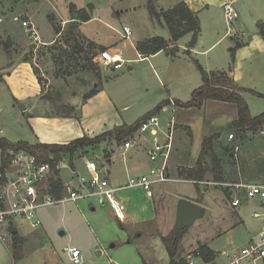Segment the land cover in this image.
Instances as JSON below:
<instances>
[{
  "label": "rangeland",
  "instance_id": "obj_1",
  "mask_svg": "<svg viewBox=\"0 0 264 264\" xmlns=\"http://www.w3.org/2000/svg\"><path fill=\"white\" fill-rule=\"evenodd\" d=\"M214 1L216 0H204V4H212ZM232 2L234 1L228 0V4H231L241 14V19L246 28L245 35L254 34L256 32L254 15L264 14V0H238L237 2ZM71 3L75 4L77 8H84L80 12V20L83 17H89L92 12H94L96 20L90 24L77 27L74 26L77 25L75 22L64 26L59 15L64 17L65 14H68L67 7ZM147 3L148 0H55L54 5L53 0H0V18L4 19L6 23H13V19L19 17L22 22L27 21L34 25L35 28L37 27L44 38L56 35L52 26L54 29L60 30V33H57L58 39L51 46L45 44L46 41L42 36V44L38 45L30 38L28 30L17 22L16 24H11L13 34H9L10 31L2 30L0 27V43H9L12 65L22 60L31 62L34 70H37V76L42 80V85L45 87V96L53 99V101L57 99V101H62L61 103H66V101L71 100L73 90L84 88V92H91L96 85L101 86V76L104 79L110 77L107 81L104 80V87L108 95L116 102L117 106L119 104H123L122 106L125 107L129 106L124 116L128 122H133L145 112L142 108L148 103L150 97L157 98L156 100L166 98L164 89L159 86L155 77L151 76L152 84L146 79V75L148 76L146 73L147 69L143 73L145 65L128 63L129 59H125L122 55L128 65L125 64L126 66L124 65V69L121 71L115 72L97 63L95 59L102 51H93L85 37L100 44L112 41L120 42L123 50L130 55H134L130 42L123 41L119 33H124V27L126 26L131 29L132 33L134 27H139V29L145 31L151 28L153 22L150 20ZM210 9L209 14L204 16L203 22L204 38L202 44L204 48H208L213 44L216 38L214 30L216 26L221 29V35L225 34L228 29L221 11L213 7ZM158 11H160L159 8ZM50 19L54 21L51 22ZM154 23L156 22L154 21ZM233 26H236V23ZM14 28L22 34H18ZM82 49L87 50L81 52ZM86 55L89 56L88 59H91L90 63L85 59ZM127 57L130 58L129 55ZM130 66H134L135 70L129 71ZM4 70H1L3 72H0V74L4 73ZM149 83L151 88H147L149 90L147 92L146 85ZM47 84H50V86L47 87ZM179 84H182V82ZM180 94L184 96L185 93L183 91ZM244 98L253 116H260L264 113V98H256L251 94H246ZM50 111L53 113L54 109L52 108ZM119 113H122L121 109H119ZM170 114H172V109H168L167 113H162L160 116L162 122H166ZM107 117L109 116L104 115L102 119L97 118L100 120L99 123L101 125L107 123V126H109L108 123L110 121L113 122L115 117L105 119ZM107 126L103 128L106 129L108 128ZM49 131L48 127L42 128V126L32 125L31 120L28 121V115H24L15 102L8 87L0 84V138H5L10 143L13 141L14 143L12 144L16 143L17 145V142L33 140L34 133L39 135L42 132H46V134H49ZM244 133H246L245 130ZM254 133L255 135L258 134L257 132ZM257 136L251 145L244 149L245 155H253L254 157H241L243 161L241 167L238 166L240 170L236 167V162L232 161L234 158L230 156V153H238L235 150V146H226L224 144L220 147L218 146L217 151L226 169L224 181L216 182L213 176L209 174L205 179L208 184L199 185V190L202 193L198 203L206 209L194 226L187 231L178 246L174 264H176V259L179 258V255L183 257L189 252L201 251V246H205L213 252H227L241 248L246 244L249 234L255 232L258 223L253 219L252 213L257 211V208L252 207L251 203H244L240 211H234L230 206V198L227 197V189L218 183H231L238 180V174L241 170L244 178L264 180V145ZM242 138L244 139V137ZM121 144L122 142L118 143L114 137H108L101 144L79 148L73 161H71L70 157H67L66 164L71 166L73 162L75 167L83 170V166H80L84 160L79 157L88 155L95 157L97 163L103 162L104 158L113 157L114 159L115 157L116 165L120 156L116 150ZM81 152L83 154L79 155ZM130 154L127 156L130 157ZM137 159L136 157L134 160ZM68 176V171H64L63 177L67 179ZM136 177L134 176L133 178ZM172 187L173 189L177 188V195L180 194L178 196L182 194L187 199H192L199 195L195 185L191 183ZM85 203L91 205L89 202ZM79 205L78 208L70 203L65 206L48 209L43 214L42 212L40 213L41 219L43 218L42 222H45L48 236L45 240L44 232L40 231L37 232L39 237L37 241L32 242L27 239L28 243L26 244L25 239L23 254L44 245L43 249L36 250L30 254L29 258L24 261L25 264H69L67 254L63 252L64 246L69 245V243L77 245L83 253L92 258L93 264H103L108 257L113 264H146L144 257L147 258L146 261L150 260L149 264H167L168 261L169 264L172 263L171 257L170 259L168 258V252L158 238V236L162 235V232L160 229L153 232L157 228L152 226V224L148 225V228L153 230L152 235H147V232H145L143 237L139 238L137 235L130 239L128 224L126 225L127 230H123L111 213H105L99 221H96L97 219L90 221L88 220L89 218L82 216L80 212L85 209L81 208V203ZM164 210L166 212V224L169 228V233H171L175 227L176 208L169 206L168 209L165 207ZM95 224L100 226L97 227ZM64 226L67 232L62 229ZM94 228L97 230L98 228L101 229L100 232L105 236L101 245L96 243L91 233V229ZM62 231L66 232L64 237L60 235ZM30 233L26 229L23 234L21 233V236L26 237ZM101 233H99L100 236ZM94 246L106 250L103 257H97ZM86 247L90 249L86 250ZM11 251L13 253L14 248ZM0 264H20V262H15L11 253L6 249L0 248Z\"/></svg>",
  "mask_w": 264,
  "mask_h": 264
},
{
  "label": "crops",
  "instance_id": "obj_2",
  "mask_svg": "<svg viewBox=\"0 0 264 264\" xmlns=\"http://www.w3.org/2000/svg\"><path fill=\"white\" fill-rule=\"evenodd\" d=\"M233 1L237 2L238 0ZM53 2L55 5V0H53ZM156 2L160 11L170 10L179 5L180 3L185 2L190 8V10L194 14L198 15L202 31L199 36L198 43L194 48H190V42L192 40L193 35L188 34L187 36L180 39L178 42L172 43L168 49L161 51L156 55H151L149 57L143 56L137 49V45L139 42L156 37H163L168 41H170L172 38L168 27L165 24L160 26L157 23H154V20H152L150 14V20L153 22L150 29L145 31L139 29V27H134L132 36L128 40L123 38V32L119 33L123 41L130 42L134 55H130L125 50H123L120 46V42L112 41L106 42L105 44H100L96 41H93L92 39H89L85 36L84 37L88 40L91 49H93V51L95 52H100L104 49H110L114 52L120 53L125 59H129L128 63L145 65L143 67V73L147 69L146 73L148 74V76L146 75V79L151 83V76L155 77L159 83V86L164 89V95H166V98L162 100H156L157 98L149 96L150 100L144 106V108H142V110H145V112L142 113L138 118L133 120V122H128V120L125 119L124 113L129 108V106H122L123 104H119L117 106L116 102H114L110 95H108V92L104 87V80L107 81L110 77L104 79V77L101 76L102 84L101 86L96 85L94 87V90H97V93L91 98L85 99V96L88 95L90 92H84V88L81 90L75 89L72 91L71 100L66 101V103H61L62 101H57V99L56 101H53V99L45 96V87L44 85H42V83H40L39 77L36 75L33 65L31 64V62L22 60L21 62L15 65L9 66L6 70H4V73L0 74L3 78V81L0 84H4L6 87H8L10 93L15 99V102L22 110V113L24 115H28V121L31 120L32 125L34 124L38 127L42 126V128L48 127L50 129V133L46 134V132H42L39 135L34 133L33 140L21 142H27L32 145L69 144L86 136L90 138L97 137L103 133L113 131L116 127L122 125L132 126L138 121L145 118L146 116L154 114L156 111H158L157 109L160 106L162 108L167 106L171 99H173L177 103H188L192 100L194 91H196L203 85L202 74L195 61H197L208 72H230V75L240 87L248 90H253L258 94L263 95V97H259L251 94L256 98H264V39L260 35L257 27L258 22L264 21V14L258 16H256L257 14L254 15L256 32L254 34H249L250 36H248L245 35L246 28L239 12V17L233 23H229L227 21L224 6L228 4V0H216L214 1V3L207 5L204 4V0H156ZM70 5L74 6L75 10L73 14H71L70 12ZM70 5H68L67 7L68 14H65L64 17H61L59 15V17L63 21L62 24H64V26L68 23L75 22L77 23V25L74 26L77 27L90 24L91 22L96 20L94 12L89 14V21L84 22L80 20L79 15L80 12L84 10V8H77V6L73 3H71ZM211 7L218 9V11H221L222 17L224 16L225 24L227 25L228 29L226 30L225 34L221 35V29L217 28L218 26H216L214 28L216 38L214 39L213 44H211L208 48H204L202 44L204 38V16L209 14V12L211 11ZM53 13L56 14L55 12ZM114 17L116 18V16ZM12 22L15 24L17 23L14 21V19ZM13 23H6L4 19L0 18L1 29L10 31L9 34H13V27L11 26V24ZM235 23L236 26H233ZM18 24L21 23L18 22ZM52 28L56 35L50 38H44V36L39 33V30L37 28L38 33L40 34L41 41L42 36L46 41L45 44H48V46H51L52 43L58 39L57 32L55 31L53 26ZM14 30L17 31L16 28H14ZM17 32L18 34H22L19 31ZM237 43H240L241 47L236 51L235 61L232 62V55L230 50L232 48H235ZM85 50L87 49H82L81 52H84ZM127 55H129L131 59L128 58ZM88 58L89 56L86 55L85 59L88 60ZM134 70V66L129 67V71ZM180 82H182V84H179ZM50 83L52 84V82ZM150 83L146 85L147 92L149 91L147 88H151L152 83ZM49 86L50 84H47V87ZM183 91L185 94L184 96H181L180 93ZM76 100H79L78 105H74V102ZM52 108L54 109L53 113L50 111V109ZM119 109L122 110V113H119ZM104 115H107L110 118L115 117V120L113 122L110 121L108 123L109 126H107V123H105V125L102 124L104 125L103 127H108L106 129L102 127L101 123H99L100 120H98V118L102 119ZM109 117L105 119H109ZM238 118L239 112L236 104L216 100L206 101L201 108L178 107L174 115V121L176 123L175 146L173 157L170 163V173L172 181L158 185L155 188V195L153 198L148 197L144 190L141 188L118 190L117 199L120 204L124 207V221H120L117 218L114 210L109 206L96 207L94 205H89L85 202H82L81 208H84L85 210L82 209V212L80 213L84 218H89L88 220L90 221H94L96 219V221H99V219L102 218L105 213H111L114 216L113 218H115V220L118 222L119 226L123 230H127L126 225L128 224V235L129 237L131 236L130 239H132L133 236L137 235L139 236V238L143 237V233L145 232H147V235H152L153 230L148 228V225L152 224V226L157 228L153 232H156L159 229L162 232V235L160 237L158 236V238L168 252V249L164 244L162 238L168 237L172 233H175L176 222L173 231L169 233L170 231L166 224V212L164 208L167 207L168 209L169 206H174L176 208L175 215H177V207L180 201L185 200L199 204L198 200L202 192L198 191L197 188L196 189L199 195H197V197L195 198L187 199L184 198L182 194L181 196H178L180 194L177 195V188L173 189L172 186H178L179 184L184 183H191L195 185L194 181L186 180L182 176H180V172L184 169L195 168L201 156L204 140L207 137L220 135V138L215 142L216 151L218 146L220 147L222 144L226 146L231 145L233 147L239 146L237 154L234 152L230 153V156L234 158L233 161H235L237 164V168L238 166L241 167L242 165L243 160L241 157H254L253 155H245L244 149L251 145L252 141L257 135V137L260 138L264 145V140L258 132V134L255 135L253 131L245 130L246 133H244V130L231 128L232 124L236 122ZM231 133H233L234 135L236 134L234 140L229 139V135ZM238 134L240 135L237 137ZM242 137H244V139ZM2 139L5 138H0V140ZM12 143L14 142L12 141ZM116 151L117 154L119 153L120 155L117 159L118 163L115 165V157V161L113 157H109V159H111V164L108 165L111 171L112 183L114 187L120 188L126 185L128 181L134 176L147 174L150 170L151 163L149 162V159L144 152L131 151L126 154L127 156L131 153L130 157H123L119 150ZM217 153L219 154L218 151ZM136 157L138 159L134 160ZM79 158L81 159V157ZM82 166L83 170L78 169L72 162V165L70 167L73 169L76 168L80 173L85 174L84 162L80 167ZM64 171H68L69 173L67 179L66 177H63ZM72 177L73 173L69 166L66 164L65 167H63L61 170L60 182L62 184L69 183L72 180ZM238 177V180L240 182L242 181L247 184L264 185V180L254 178L250 179L248 177L244 178L242 170L238 174ZM144 202L146 203L144 204ZM76 206L79 208L80 205ZM202 207L204 208V210L206 209L204 206ZM51 208L54 207L42 210V214L46 210ZM43 223L44 224L40 230H34L28 223H20V234H23V231L26 229L27 231L31 232L29 236H24V239H26V244L28 243V241H37L39 239L37 232L40 231L44 232L43 235L45 237V240L47 239L48 235L45 229V222L43 221ZM96 225L97 224H95V226ZM99 226L97 225V227ZM62 229L67 232L65 226ZM100 231L101 229L99 228L98 230L95 228L91 229V233L98 245H101L103 243V239L105 237ZM66 232L62 231L60 232V235L64 237ZM99 233H101V236ZM139 233L141 234L139 235ZM27 239L29 240L27 241ZM64 247L79 248L77 245H71L70 243L69 245H66ZM94 247V251L97 257H103L106 253V250L98 246ZM0 248L6 249L9 253H11L13 257V253L11 251L13 249V242L3 243L0 240ZM43 248L44 245L42 247H36L30 252H24V257L20 261V264H25L24 261L29 258L30 254H32L36 250H41ZM64 249L63 252L65 253ZM87 249L90 248L86 247V250ZM213 253H216V251H214ZM82 254L84 256L83 264H93L92 258H90L87 254L83 252ZM168 256V258L170 259L169 252ZM67 258L69 264H72L68 254ZM144 260L146 264H149L148 262L150 260L146 261L147 258L145 257ZM103 264H113V262L108 257ZM167 264H169V261Z\"/></svg>",
  "mask_w": 264,
  "mask_h": 264
},
{
  "label": "built area",
  "instance_id": "obj_3",
  "mask_svg": "<svg viewBox=\"0 0 264 264\" xmlns=\"http://www.w3.org/2000/svg\"><path fill=\"white\" fill-rule=\"evenodd\" d=\"M224 10L229 23L239 17L231 4H226ZM14 21L28 30L36 44H42L34 25L22 22L19 17H15ZM131 36L130 29L124 27L123 38L128 40ZM95 61L114 71L121 70L127 62L121 54L110 49L102 51ZM177 108L176 101L170 100L167 106L140 120L138 129L117 148L123 157L131 151H142L151 163L147 174L131 178L120 188L114 187L112 183L109 158L97 163L91 156H82L85 174L69 166L73 173L72 180L63 183L60 190L57 184L61 181V170L66 165L67 157L71 158L70 155L63 156L54 169L51 162L41 160L39 155L26 148H0V240L12 243L15 232H21L22 222L28 223L34 230H40L43 226L40 216L42 210L68 203L79 205L89 202L97 207L109 206L117 218L124 221V207L117 199L118 190L141 188L148 197L153 198L158 185L172 181L170 163L175 146L174 115ZM168 109H172V114L166 122H162L160 116L167 113ZM258 133L264 140V123ZM229 139L234 140L235 135L231 133ZM235 150L238 151L239 147H235ZM50 159L53 160L52 157ZM198 184L208 183L201 181ZM218 184L227 189V197L234 211H240L244 203H251L252 207L257 208L252 213L258 223L255 232L249 234L246 244L241 248L216 252L212 257L195 250L183 257L179 255L176 264H264V185L242 181ZM65 253L72 264L84 263L80 249L65 248Z\"/></svg>",
  "mask_w": 264,
  "mask_h": 264
},
{
  "label": "trees",
  "instance_id": "obj_4",
  "mask_svg": "<svg viewBox=\"0 0 264 264\" xmlns=\"http://www.w3.org/2000/svg\"><path fill=\"white\" fill-rule=\"evenodd\" d=\"M148 12L158 25H166L171 33V40L168 41L163 37H156L148 39L142 42H139L137 45L138 51L143 56L156 55L161 51H164L169 48L172 43L178 42L183 37L188 34H192V40L190 42V48H194L197 43L199 36L201 34L202 28L198 15L194 14L188 5L185 2L180 3L176 7L170 10H161L158 11V6L156 0H148L147 3ZM71 14L74 13V6L71 5L70 8ZM90 18L88 16L83 17L82 21L87 22ZM53 22V19H50ZM258 30L262 38L264 39V21H260L257 24ZM57 33H60V30L55 29ZM10 58V65L12 66V56L10 52V45L0 43ZM241 47L240 43H237L235 48L230 50L232 55V62L235 61L236 51ZM106 49L102 50L105 51ZM190 54V53H189ZM91 62V59H88V63ZM201 71L203 78V85L198 88L193 93V98L188 103H177V107L191 108L197 107L201 108L203 104L208 100H216L226 103L236 104L238 107L239 118L234 122L231 128H236L239 130L253 131L258 132L260 126L264 123V113L260 116L253 117L249 108L248 103L246 102L244 95L253 94L259 97L263 95L258 94L253 90H248L240 87L236 81L230 75V72L218 71V72H208L206 71L197 61H195ZM37 75V70H35ZM3 81L2 76H0V83ZM40 83H42L41 78L39 77ZM97 93V90L91 91L88 95L85 96V99H89ZM160 106L157 110H161ZM156 111V112H158ZM139 122L135 123L132 126L122 125L116 127L113 131L103 133L97 137L90 138L88 136L73 141L69 144H28L26 142H19L17 145L10 143L6 139L0 140V148H8L12 146H18L26 148L33 151L35 154L40 156V159L46 162H51L53 168H56V165L61 161L63 156L70 155L71 161H73L76 152L79 148L91 147L94 145L101 144L106 138L111 137L115 138L118 143L123 142L125 139L133 135V133L138 129ZM220 138V135H214L207 137L203 142L201 156L195 168L193 169H184L180 172L186 180L194 181L196 188L200 191L198 182L205 181L206 176L211 174L216 182L224 181V174L226 169L224 167L223 161L215 149V142ZM53 158L51 160L50 158ZM233 161V160H232ZM238 181V180H237ZM236 182V181H235ZM58 188L61 190L62 183L59 182ZM179 231L172 233L168 237H163L162 240L166 245L172 263L174 264V257L177 253V248L181 244L184 236L187 231ZM25 239L21 236L20 233L15 232L13 237V259L15 262H20L23 257ZM200 250L203 254L212 257L214 253L207 249L205 246H201Z\"/></svg>",
  "mask_w": 264,
  "mask_h": 264
},
{
  "label": "water",
  "instance_id": "obj_5",
  "mask_svg": "<svg viewBox=\"0 0 264 264\" xmlns=\"http://www.w3.org/2000/svg\"><path fill=\"white\" fill-rule=\"evenodd\" d=\"M10 65V58L6 50L0 46V71L7 69ZM79 100L74 102L78 105ZM204 214V208L196 203L182 200L177 207L175 233L190 229L194 226L198 218Z\"/></svg>",
  "mask_w": 264,
  "mask_h": 264
}]
</instances>
